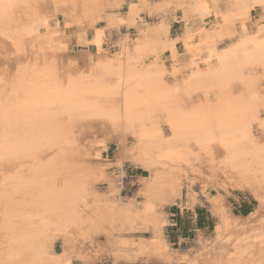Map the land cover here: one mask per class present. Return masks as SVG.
<instances>
[{
	"label": "bare ground",
	"instance_id": "1",
	"mask_svg": "<svg viewBox=\"0 0 264 264\" xmlns=\"http://www.w3.org/2000/svg\"><path fill=\"white\" fill-rule=\"evenodd\" d=\"M124 2L12 0L0 19L22 51L43 50L35 93L25 92L34 89L29 62L20 77L12 67L0 75V264H72V254L54 250L55 237L77 230L90 239L106 228L117 235L118 257L170 263L164 208L184 190L190 206L195 195L184 184L194 178L201 191H249L259 208L233 218L216 196L212 244L183 255L184 264H264L262 0H130L121 12ZM152 14L159 19L150 24ZM172 18L186 23L175 35ZM73 43L82 49L72 53ZM6 47L0 42V53ZM110 141L115 160L100 162ZM127 162L148 172L141 200L113 210L96 204L84 218L106 167ZM149 227V240L125 236ZM93 252L84 264L103 249Z\"/></svg>",
	"mask_w": 264,
	"mask_h": 264
},
{
	"label": "rangeland",
	"instance_id": "2",
	"mask_svg": "<svg viewBox=\"0 0 264 264\" xmlns=\"http://www.w3.org/2000/svg\"><path fill=\"white\" fill-rule=\"evenodd\" d=\"M129 1L130 0H125L124 2L125 4L123 5L121 12L126 11L127 4L129 3ZM259 12H260L259 9L255 10L253 12V16H257ZM144 18L146 22L152 24L157 22L159 16H154L152 14V15H145ZM174 19L175 18L170 19V27H171L172 35L180 33L182 29L181 27H184L186 24L181 19L178 20L177 19L174 20ZM207 22H208L207 27H211L214 23L211 19H208ZM97 27H106V24L104 21H102L97 25ZM134 33L135 31L131 30V35H133ZM89 35H91V33H89ZM116 39L117 36L113 34L110 40L111 44H109L108 42V44L104 45V47L113 46L114 45L113 42ZM5 44L7 45V47L5 48V50H2V52L0 53V75L6 72L7 70H9L10 67L14 68V70H18L20 68H23L26 65V63L29 62L30 64L29 67L33 68V70L28 71L26 73V77H32V79L33 78L35 79L34 89H30L25 92L28 94L32 92L35 93L36 91H38L37 90L38 88H36L38 86V82L43 76V71H41L42 69L41 59H43L41 58L43 56V54H41L43 53L42 48H38V47L36 48L31 45L26 49V51L24 50L22 51L20 49L18 55H13V53L16 52V46L12 42ZM71 45L72 46L70 47V50L72 53L74 52L77 53L79 49H82V47L76 45L75 43ZM178 47L180 48V44H178ZM37 49L38 51H36ZM90 51H94V48L92 49L91 47ZM165 58L168 64L170 60L168 53H166ZM26 82L27 84L30 83V81H26ZM165 130L166 133L169 131V129L166 126H165ZM108 145H109L108 149L105 150L103 154L99 156L100 162L115 160L114 156H116L117 153L116 141H110ZM147 175L148 172L145 169L140 167H135L130 162L125 163L123 168L121 169H119L114 165H111V167L110 166L106 167V172L104 174L103 179L101 180V182L97 183L93 187V194L94 196L96 195V200H95L96 203L94 202L95 204H93L92 200H90L89 205L91 206L90 208L88 207L89 209L86 208L85 211L83 209L82 216L84 218L90 216L88 218H91L92 212L89 211L90 212L89 213L88 210L90 209L92 210V206L94 205L93 206L94 208L96 204H97L96 207L99 206L103 207V205L104 207H107L106 205H108L107 209L113 210L114 207H118L119 205L128 203L130 201L136 199L138 201L141 200V196L139 195V191L142 187L141 177ZM187 184H190L191 194L194 193L195 195V200L192 202V204L190 206L187 205V201H186L187 192L186 190H184L182 193L184 196L182 195L180 199L178 198L175 201L176 204L171 203L172 205L168 204L164 208L165 214H163L164 217H163V224L161 227L162 230L161 234L163 232L162 237L167 242L169 246L168 249L171 251L172 256L174 257L172 262L167 264H184L181 258L183 255L186 257H192L194 255H197V253L203 251L205 246L209 247L210 244H212V240L216 234L215 230L218 225V217L215 214V211L212 206L213 202H215L214 198L216 196H219V198L222 199V203L224 204L225 208L228 210L229 214L233 218H241V219L247 218L252 213L254 214L259 208L258 200L249 191L234 190L229 192V191H225L224 189H220L222 194H218V192L214 191V188H210L206 191H201L202 190L201 185L199 184L198 180L195 178L193 179V181H188L184 185ZM98 201L99 204L97 203ZM197 202H199V204L196 207H193ZM110 205L113 207H111ZM246 208L249 209L250 211L246 215H242L240 213L241 210ZM86 212L88 215L86 214ZM166 213L168 215L170 213L173 214V216H171L170 222L176 223V225H166L167 222ZM210 213L212 216L210 215ZM83 225H84L83 230L85 231L87 225L85 223ZM140 229L127 232L125 236L136 240H138V238L139 239L148 238L147 240L153 238L155 234V230L153 231V227L146 228L145 230L143 228ZM69 231L70 234L68 233L59 234V236L57 235L55 237L56 239H54L53 241V248L57 252H62L65 250L66 252H68L69 255L72 254L71 255L72 264H84L82 257L86 255L94 254L93 251L98 248H102L103 253L101 254L100 257H98L94 261L93 264H118L121 261L122 262L130 261L125 258H120L116 255L118 251L114 248L115 246L114 241H116L117 235L113 233L115 231L112 228L109 229L106 228L103 230L102 233L97 234L94 237L93 236L90 237L91 241L89 237L84 239V236H80L77 230H68L67 232ZM106 232L108 234L107 237L105 236ZM165 236L168 238V240H170L171 244H169ZM181 236L183 237V239H180ZM109 237L111 238L109 239ZM65 238H70L69 240L71 241L69 240L66 241ZM72 241L75 243V245H73L74 243ZM77 253L80 255L78 256ZM147 256H148L147 254L143 255V257L145 258ZM135 260H131V261H135ZM141 263L146 264L149 262L142 259Z\"/></svg>",
	"mask_w": 264,
	"mask_h": 264
},
{
	"label": "snow or ice",
	"instance_id": "3",
	"mask_svg": "<svg viewBox=\"0 0 264 264\" xmlns=\"http://www.w3.org/2000/svg\"><path fill=\"white\" fill-rule=\"evenodd\" d=\"M262 4H264V0H262ZM13 7H15V5L12 3V0H0V19H5V18L9 17ZM11 26L12 25L10 24L9 28H11ZM5 39H11L12 40V43L16 46V52L13 53V55H18L20 52V46H19V43L16 41V39L9 36V35H5ZM16 75H17V77H20L21 72L18 70ZM3 83H4V79H3V77H0V84H3ZM68 87H69V89H71V87H72L71 78H69V80H68ZM7 112H8V110H7V108H5L6 122H7ZM0 159H2V157H0Z\"/></svg>",
	"mask_w": 264,
	"mask_h": 264
},
{
	"label": "crops",
	"instance_id": "4",
	"mask_svg": "<svg viewBox=\"0 0 264 264\" xmlns=\"http://www.w3.org/2000/svg\"><path fill=\"white\" fill-rule=\"evenodd\" d=\"M143 171V170H142ZM199 204V202H197L193 207H196L197 205ZM172 205V204H170ZM177 206V205H176ZM211 215V213H210ZM171 216H173L172 213H170L169 215L166 213V219H167V222H166V225H176V223H171L170 220H171ZM212 216V215H211ZM166 237V236H165ZM167 241L169 242V244H171L170 240H168V238L166 237ZM180 239H183V237L181 236ZM107 256V255H106ZM110 258V257H109ZM111 259V258H110ZM118 264H142L141 261L139 260H135V261H121L120 263ZM146 264H149V263H146ZM156 264H167V263H163V262H160V263H156Z\"/></svg>",
	"mask_w": 264,
	"mask_h": 264
},
{
	"label": "flooded vegetation",
	"instance_id": "5",
	"mask_svg": "<svg viewBox=\"0 0 264 264\" xmlns=\"http://www.w3.org/2000/svg\"><path fill=\"white\" fill-rule=\"evenodd\" d=\"M3 29V30H2ZM12 29V27L11 28H9V27H0V42H3V43H10L12 40L11 39H5V35H9V36H11V37H13L14 36V34L13 33H15V32H13L14 30H11ZM8 32V33H7ZM12 32V33H11ZM2 33H3V35H2ZM13 35V36H12ZM16 37V34H15V36L13 37V38H15Z\"/></svg>",
	"mask_w": 264,
	"mask_h": 264
},
{
	"label": "trees",
	"instance_id": "6",
	"mask_svg": "<svg viewBox=\"0 0 264 264\" xmlns=\"http://www.w3.org/2000/svg\"><path fill=\"white\" fill-rule=\"evenodd\" d=\"M249 211H250V210L246 208V209H242L240 213H241L242 215H246Z\"/></svg>",
	"mask_w": 264,
	"mask_h": 264
}]
</instances>
